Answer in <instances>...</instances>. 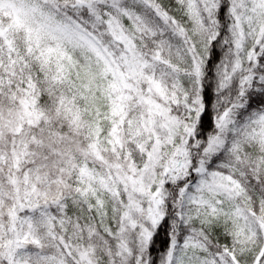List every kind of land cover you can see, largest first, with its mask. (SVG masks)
I'll use <instances>...</instances> for the list:
<instances>
[{
  "label": "snow or ice",
  "instance_id": "6c2138e0",
  "mask_svg": "<svg viewBox=\"0 0 264 264\" xmlns=\"http://www.w3.org/2000/svg\"><path fill=\"white\" fill-rule=\"evenodd\" d=\"M0 264H264V0H0Z\"/></svg>",
  "mask_w": 264,
  "mask_h": 264
}]
</instances>
